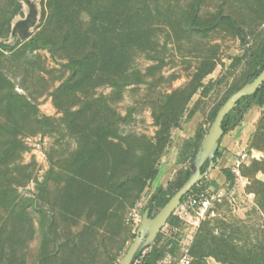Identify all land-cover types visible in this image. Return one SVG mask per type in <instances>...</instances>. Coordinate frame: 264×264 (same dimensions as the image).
Wrapping results in <instances>:
<instances>
[{
    "label": "rangeland",
    "instance_id": "1",
    "mask_svg": "<svg viewBox=\"0 0 264 264\" xmlns=\"http://www.w3.org/2000/svg\"><path fill=\"white\" fill-rule=\"evenodd\" d=\"M31 1L38 24L13 42L25 0H0V264H119L247 70L264 0ZM223 138L222 200L173 214L157 264H264V103Z\"/></svg>",
    "mask_w": 264,
    "mask_h": 264
},
{
    "label": "water",
    "instance_id": "2",
    "mask_svg": "<svg viewBox=\"0 0 264 264\" xmlns=\"http://www.w3.org/2000/svg\"><path fill=\"white\" fill-rule=\"evenodd\" d=\"M25 5L27 7L26 16L23 19L17 20L11 28L13 42H25L28 40L32 30L38 24L39 9L37 4L31 0H25ZM263 84L264 68L255 78L250 81H244L233 89L218 109L207 134L204 136L201 146L192 162L189 177L154 216H150L149 208L144 209L135 231V237L119 261V264H133L140 253L153 245L156 236L165 227L167 220L173 215L182 198L194 186L206 178L215 167L213 159L215 152L219 148V140L222 138L221 124L224 117L234 108L241 98L251 96ZM205 162H208V166L204 172H201V167Z\"/></svg>",
    "mask_w": 264,
    "mask_h": 264
},
{
    "label": "trees",
    "instance_id": "3",
    "mask_svg": "<svg viewBox=\"0 0 264 264\" xmlns=\"http://www.w3.org/2000/svg\"><path fill=\"white\" fill-rule=\"evenodd\" d=\"M44 14V12H43ZM219 19H222L223 21L226 22V24L231 28L234 34L241 36L242 32L238 29V27L235 25V22L233 19L229 17H220ZM3 49L9 50L8 47L2 46ZM247 70L245 71L243 77L241 78L240 82L234 85L228 95L233 91L234 88H236L238 85H240L244 81H250L253 78H255L264 68V37L259 41V43L256 46V49L249 55L247 56ZM227 98V97H226ZM222 101L220 105L212 111L210 115V122L212 123L218 109L220 106L223 104V102L226 100ZM264 103V84L260 86L257 91L252 94L249 97H244L241 98L234 108L224 117L222 120L221 124V131H222V138L232 131L241 121L244 113L249 110L252 106H262ZM222 138L219 140H222ZM203 137L196 135V142L201 143ZM200 148V144H196V148L194 152L192 153L190 157V162L192 164L195 155L197 151ZM221 157V152L218 148V150L215 152V156L213 159V163L215 167L218 165L219 160ZM208 166V162H205L203 166L201 167V172H204L206 170V167ZM223 174L227 177L229 176V172L225 169L222 170ZM191 171H190V166L186 168L185 170L179 171L173 180L169 181L165 187H158L157 189L154 190V192L150 195L147 205L145 208H149L150 210V216H154V212H158L167 202L168 200L173 196V194L184 184V182L187 180L189 177ZM157 175L156 170H151L147 176L149 181H152L155 179ZM206 178H204L200 183H198L196 186H194L191 191L186 194L181 201H183L190 193L198 190V189H204L207 188L205 184ZM179 223V220L174 216L171 215L169 219L166 222V225L170 227H177ZM165 225V226H166ZM163 230V229H162ZM162 230L158 233L156 236L153 245L144 250L142 253H140L133 264H157L166 254V248L164 246H161L159 244V240L162 235ZM206 234H209L208 232ZM135 235L133 234V238ZM229 251H224L223 254H221L223 257H231V254L228 255Z\"/></svg>",
    "mask_w": 264,
    "mask_h": 264
},
{
    "label": "built area",
    "instance_id": "4",
    "mask_svg": "<svg viewBox=\"0 0 264 264\" xmlns=\"http://www.w3.org/2000/svg\"><path fill=\"white\" fill-rule=\"evenodd\" d=\"M240 163L239 160L235 162L233 168L230 169L232 173L238 174V166ZM223 196V190L220 188H217L214 191H211L208 188L198 189L190 193L183 201H181L173 214L179 219H184L187 216H191V214L202 216L214 204L219 203ZM172 264H191V257L188 254V251L185 250L174 260V262H172Z\"/></svg>",
    "mask_w": 264,
    "mask_h": 264
},
{
    "label": "crops",
    "instance_id": "5",
    "mask_svg": "<svg viewBox=\"0 0 264 264\" xmlns=\"http://www.w3.org/2000/svg\"><path fill=\"white\" fill-rule=\"evenodd\" d=\"M223 141H224V138H222L221 143H219V150L220 151H221V147H223V145H224ZM220 160H221V158H220ZM220 160H219L218 165L210 172V174L208 175V177L206 179V181L208 182V184L206 185L208 189H210L211 187L217 189L225 181V175L222 172L218 171V169L220 168ZM158 187H160V186H158ZM158 187H156L155 189H157Z\"/></svg>",
    "mask_w": 264,
    "mask_h": 264
}]
</instances>
